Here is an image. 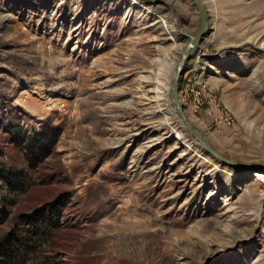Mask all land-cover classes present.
Masks as SVG:
<instances>
[{"label": "rangeland", "instance_id": "rangeland-1", "mask_svg": "<svg viewBox=\"0 0 264 264\" xmlns=\"http://www.w3.org/2000/svg\"><path fill=\"white\" fill-rule=\"evenodd\" d=\"M200 1L210 28L180 100L252 168L220 164L161 110L192 0H0V172L26 169L29 135L59 134L0 212L26 264H264V0Z\"/></svg>", "mask_w": 264, "mask_h": 264}, {"label": "trees", "instance_id": "trees-1", "mask_svg": "<svg viewBox=\"0 0 264 264\" xmlns=\"http://www.w3.org/2000/svg\"><path fill=\"white\" fill-rule=\"evenodd\" d=\"M58 136L57 131H45L37 135L26 136L27 138L24 139L25 143L21 144L25 156L26 169L3 168L0 172V178L3 181L1 188L5 189V193L0 195V212H5L8 206L15 203L17 195L28 189L31 183V170H34L39 162L46 157ZM53 215H44V223L41 225L32 223L29 220L28 223L35 228L39 227L41 229L49 228L50 226L54 227L52 223ZM22 217L27 219L28 215L23 214ZM24 239L14 232L0 239V264H26L28 250L25 251V247H29L30 243L24 241Z\"/></svg>", "mask_w": 264, "mask_h": 264}, {"label": "water", "instance_id": "water-1", "mask_svg": "<svg viewBox=\"0 0 264 264\" xmlns=\"http://www.w3.org/2000/svg\"><path fill=\"white\" fill-rule=\"evenodd\" d=\"M194 5L197 8L199 23L196 32L193 35L188 36V40L182 46V50L177 60V64L175 66V70L173 71L170 87H169V95L171 102L176 106L177 113L180 116L182 123L185 126V130L190 134V136L194 139L196 143L203 149V151L208 154L211 158L218 161L222 165H227L230 167H245L252 168L255 167V164H245L242 162H238L223 153L216 150L212 147L205 138L201 135V133L193 126V124L188 119L184 105L180 100L179 91H180V81L182 74L185 70V63L190 58L192 51L198 46V44L202 41L205 34L209 31V24L206 16V10L201 3L200 0H192ZM264 167V166H263Z\"/></svg>", "mask_w": 264, "mask_h": 264}, {"label": "bare ground", "instance_id": "bare-ground-1", "mask_svg": "<svg viewBox=\"0 0 264 264\" xmlns=\"http://www.w3.org/2000/svg\"><path fill=\"white\" fill-rule=\"evenodd\" d=\"M181 50H182V48L180 49V52H181ZM168 94H169V89H168ZM169 98H170V95H169ZM172 105L173 106H170V107H168L167 109H165V108H162L161 110H165L166 111V114H171L170 112L172 111V112H175L176 111V113H177V108H176V106L172 103ZM178 114V113H177ZM178 116H179V114H178ZM179 119H180V116L178 117ZM180 121H181V119H180ZM181 123H182V121H181ZM183 124V123H182ZM182 124H178V125H176V127L178 128V126L180 127ZM165 125H166V128L169 130V129H171L172 128V125H171V122L169 121V120H167L166 122H165ZM183 126H184V124H183ZM174 128H175V126H173ZM184 129H185V126H184ZM192 140H194V139H192ZM183 142H185V141H183ZM198 144V143H197ZM199 145V144H198ZM255 175H256V177H258V178H263L264 177V175H263V173L262 172H255Z\"/></svg>", "mask_w": 264, "mask_h": 264}]
</instances>
